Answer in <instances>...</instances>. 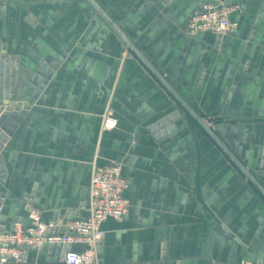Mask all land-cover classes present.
Instances as JSON below:
<instances>
[{
    "label": "crops",
    "instance_id": "1",
    "mask_svg": "<svg viewBox=\"0 0 264 264\" xmlns=\"http://www.w3.org/2000/svg\"><path fill=\"white\" fill-rule=\"evenodd\" d=\"M98 1L200 114L216 104L213 128L264 184V0ZM219 2L242 4L237 27L189 33ZM0 44L19 59L0 113V226H29L30 207L45 222L88 216L92 167L116 160L130 210L104 221L100 264H264V197L86 0H0ZM176 110L177 130L157 139L150 127ZM64 248L13 264H65Z\"/></svg>",
    "mask_w": 264,
    "mask_h": 264
},
{
    "label": "built area",
    "instance_id": "2",
    "mask_svg": "<svg viewBox=\"0 0 264 264\" xmlns=\"http://www.w3.org/2000/svg\"><path fill=\"white\" fill-rule=\"evenodd\" d=\"M242 9L240 3H209L191 17L187 30L191 34L209 32L218 37L227 35L237 27V23L231 19L232 13ZM117 125L118 119L106 112L103 128L113 129ZM128 188L129 180L123 173L121 162L112 160L104 165L94 164L90 181L89 215L45 222L39 211L30 207L32 223L29 226L23 227L17 223L11 231L0 228V264L23 262V253L28 247L42 248L55 244L69 247L62 257L65 264H100L97 249L106 237L103 223L109 218L124 220L130 210V199L126 194ZM75 244H85L86 248L75 250ZM241 264L254 263L245 260Z\"/></svg>",
    "mask_w": 264,
    "mask_h": 264
},
{
    "label": "water",
    "instance_id": "3",
    "mask_svg": "<svg viewBox=\"0 0 264 264\" xmlns=\"http://www.w3.org/2000/svg\"><path fill=\"white\" fill-rule=\"evenodd\" d=\"M93 9L102 17V19L111 27V29L123 41L126 48L131 51L142 64L151 72L163 88L173 97L179 106L207 133V135L216 143L222 152L230 159V161L242 172L255 189L264 197V184L261 180L248 168V166L236 155L230 146L213 128L212 122L205 115L200 114L192 104L183 96V94L168 80V78L146 57L142 50L134 43L129 35L120 27L113 17L105 10L98 0H86ZM18 57L9 55L6 47L0 44V113L5 109L11 110L14 107L13 101H10V95L14 92L15 83L18 80L16 71L18 69ZM21 107V103L17 105V109ZM181 112L174 111L168 117L160 119L154 123L150 130L155 133V137L160 139L177 130L176 120L180 118ZM8 140V135L0 128V188L5 182L6 165L4 156L1 153L4 143ZM264 156V155H263ZM264 168V159L262 161ZM5 193L0 191V207L2 206ZM1 229L4 227L0 226ZM63 256L69 251L68 246H64Z\"/></svg>",
    "mask_w": 264,
    "mask_h": 264
},
{
    "label": "rangeland",
    "instance_id": "4",
    "mask_svg": "<svg viewBox=\"0 0 264 264\" xmlns=\"http://www.w3.org/2000/svg\"><path fill=\"white\" fill-rule=\"evenodd\" d=\"M210 104H211V107L207 106L208 108H204V106H202V108L204 109L202 114L207 116L209 118V120L212 122V125H213L215 123V121L223 120V117H219V116L216 115V113L218 111V109L217 110L214 109L216 104L215 103H210ZM229 104L230 103H222V107L224 109H226V105H229ZM210 108H211V110H210ZM105 114H106V111L104 112L103 117H104Z\"/></svg>",
    "mask_w": 264,
    "mask_h": 264
}]
</instances>
